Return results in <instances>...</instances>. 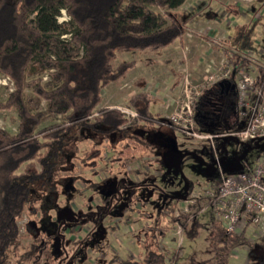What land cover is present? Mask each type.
Listing matches in <instances>:
<instances>
[{"label":"rangeland","instance_id":"1","mask_svg":"<svg viewBox=\"0 0 264 264\" xmlns=\"http://www.w3.org/2000/svg\"><path fill=\"white\" fill-rule=\"evenodd\" d=\"M181 12L186 33L174 45L161 52L119 54L115 65L138 62L121 86L112 84L103 91L101 107L119 108L134 118L136 112L126 107L128 96L155 77L151 88L160 82L167 95L165 121L174 114L187 118L185 112L190 109L195 122V109L206 107L214 115H208L211 121L200 122L203 131L197 130L203 135L232 134L243 118L236 112L223 118L228 97L219 99L211 90L204 98L198 92L211 86L216 89L229 76L231 54L248 57L252 65L246 72L257 76L256 66H264V0H187ZM67 18L63 12L60 21ZM181 72L184 80L179 83ZM13 89L12 81L1 76L0 101ZM218 117L226 123H215ZM18 126L15 110L0 111V128L16 133ZM167 126L140 123L126 126V132L112 133L71 129L57 158L56 177L31 184V203L19 220L20 243L15 255L11 251L12 264H19L16 260L37 238L50 241L52 264H111L115 258H137L152 247V236L160 248L180 251L183 258H208L207 235L216 218L213 210L201 212L202 235L193 240L185 239L183 227L172 224L163 211L175 205V213L188 210L187 199L195 200L197 190L209 187L221 172L235 175L255 166L264 155V139L246 144L228 135L226 144H212ZM218 129L223 131L215 133ZM139 139L148 145L139 146ZM133 148L139 150L133 152ZM188 183L199 185L192 196L186 194ZM248 262L247 249L239 248L230 264ZM38 264H47L46 257Z\"/></svg>","mask_w":264,"mask_h":264},{"label":"trees","instance_id":"2","mask_svg":"<svg viewBox=\"0 0 264 264\" xmlns=\"http://www.w3.org/2000/svg\"><path fill=\"white\" fill-rule=\"evenodd\" d=\"M186 1L0 0V77L9 78L14 86L7 99L0 101V111L13 109L19 117L16 133L0 128V264L13 263L10 254L14 251L15 255L19 248V220L31 203V184L56 177L57 158L71 129L112 133L126 132V126L140 123L174 127L153 111L152 96L143 89L126 102V107L136 112L134 118L129 119L119 108L101 105L103 91L112 84L121 86L138 62L115 65L119 54L161 52L183 38L186 29L181 9ZM63 12L68 18L60 21ZM229 59L234 71L252 65L239 53L231 54ZM256 69L255 85L264 91V66L257 65ZM217 88L208 89L203 97L211 90L219 97ZM236 102V93H232L224 105L228 106L223 118L236 111ZM200 111L208 115L214 112L206 107L195 109L197 129L203 131ZM223 118L218 117L216 122L221 123ZM220 129L215 133L223 131ZM229 139L216 141L225 143ZM138 144L148 145L140 139ZM138 150L133 148V152ZM219 183L220 176L209 185ZM188 185L186 194L192 196L199 185ZM209 201L208 196H198L178 216L176 205L163 213L171 217L172 224L183 227L185 239H197L204 227L199 217ZM152 237V247L140 257L115 258L110 263L230 264L235 250L246 248L248 264H264V236L250 239L245 232L228 234L216 218L207 235L211 255L205 259L168 252ZM49 245V240L37 238L15 263L38 264L44 256L46 263L52 264Z\"/></svg>","mask_w":264,"mask_h":264},{"label":"built area","instance_id":"3","mask_svg":"<svg viewBox=\"0 0 264 264\" xmlns=\"http://www.w3.org/2000/svg\"><path fill=\"white\" fill-rule=\"evenodd\" d=\"M230 74L238 79L237 114L239 118L247 120L242 129L232 134L203 135L197 130L190 109L185 112L187 118L179 114L172 115L171 124L187 136L208 139L212 144L217 139H226L228 135L234 136L240 143L256 141L257 138L264 139V91L255 85L256 77H251L246 72V68L238 71L232 69ZM252 97L254 100L250 104ZM186 107L188 108V105L182 109ZM202 189L198 190L200 195L196 194L194 197L202 195L210 197L206 209L213 210L216 220L221 222L228 234L245 232L250 239L264 236V155L257 160L255 166L238 174L221 172L220 183L217 186L210 184L209 187ZM187 202L195 203V200L187 199ZM175 215L178 216L179 211Z\"/></svg>","mask_w":264,"mask_h":264},{"label":"crops","instance_id":"4","mask_svg":"<svg viewBox=\"0 0 264 264\" xmlns=\"http://www.w3.org/2000/svg\"><path fill=\"white\" fill-rule=\"evenodd\" d=\"M187 2V1H186ZM185 5V4H184ZM228 41V40H225L224 39V43ZM219 48V47H218ZM221 48V47H220ZM224 48V47H223ZM222 48V49H223ZM230 73V72H229ZM182 74V72H181ZM155 77H152L151 81H145L144 82V88L143 90L145 91H148L151 96H152V99H153V105H152V109L154 112L158 113L159 115H161V117L164 119V111H165V98L167 97V95H164L165 94V91H164V85H161L160 82H158L159 84H154V86L151 88V82L153 81ZM223 80L219 83V87L217 89H220V92H219V99L221 98H227V97H230L232 93H236V90H237V87H238V79L233 75V74H229V76L227 77H223L222 78ZM184 80V75L182 74L181 78H180V81L179 83H181L182 81ZM153 84V83H152ZM215 87V86H214ZM120 88V87H119ZM208 89H213V86H211L210 88ZM208 89H205V90H202V91H199L198 92V95L200 97H202L201 95H203V93H205ZM130 97V95L128 96ZM200 99V98H199ZM253 103V100L251 99L250 100V104ZM237 113V109L235 111ZM234 112V113H235ZM201 114H203V117L202 119L204 121H207V120H212V118H208V114H206L205 112L203 111H200ZM210 116V114H209ZM166 120V119H164ZM217 120L215 119V122ZM227 120L224 121H221V123L225 124ZM246 124V119H239L238 120V127L236 128V130L238 129H242ZM160 127H168L166 123H163L160 125ZM225 144L229 141V140H225ZM136 176V175H135ZM137 177L139 178V176L137 175ZM150 206V205H148Z\"/></svg>","mask_w":264,"mask_h":264}]
</instances>
